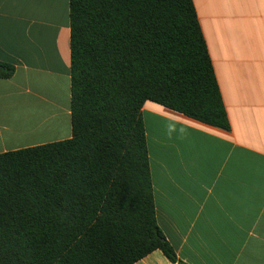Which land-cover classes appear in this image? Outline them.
<instances>
[{"label":"trees","instance_id":"obj_1","mask_svg":"<svg viewBox=\"0 0 264 264\" xmlns=\"http://www.w3.org/2000/svg\"><path fill=\"white\" fill-rule=\"evenodd\" d=\"M70 21L73 137L0 154V264L176 263L141 112L230 129L194 1L70 0Z\"/></svg>","mask_w":264,"mask_h":264},{"label":"crops","instance_id":"obj_2","mask_svg":"<svg viewBox=\"0 0 264 264\" xmlns=\"http://www.w3.org/2000/svg\"><path fill=\"white\" fill-rule=\"evenodd\" d=\"M230 123L142 108L156 219L177 262L264 264V0H193ZM0 154L70 140V0H0Z\"/></svg>","mask_w":264,"mask_h":264},{"label":"bare ground","instance_id":"obj_3","mask_svg":"<svg viewBox=\"0 0 264 264\" xmlns=\"http://www.w3.org/2000/svg\"><path fill=\"white\" fill-rule=\"evenodd\" d=\"M72 94V93H71Z\"/></svg>","mask_w":264,"mask_h":264}]
</instances>
